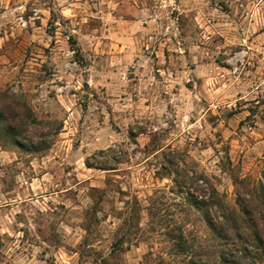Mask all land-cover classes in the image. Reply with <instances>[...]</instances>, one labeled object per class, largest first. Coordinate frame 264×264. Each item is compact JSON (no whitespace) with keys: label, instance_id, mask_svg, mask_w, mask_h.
<instances>
[{"label":"rangeland","instance_id":"rangeland-1","mask_svg":"<svg viewBox=\"0 0 264 264\" xmlns=\"http://www.w3.org/2000/svg\"><path fill=\"white\" fill-rule=\"evenodd\" d=\"M0 114V264H264V0H0Z\"/></svg>","mask_w":264,"mask_h":264},{"label":"trees","instance_id":"trees-1","mask_svg":"<svg viewBox=\"0 0 264 264\" xmlns=\"http://www.w3.org/2000/svg\"><path fill=\"white\" fill-rule=\"evenodd\" d=\"M11 112H12V111H11ZM0 115H1V114H0ZM9 115H10V114H9ZM11 117H14L12 113H11ZM0 118L4 119L6 126H5L4 123H3V124H4V126L7 128V132L9 131V133L12 134V132H14V131H13L14 128L11 127L10 125H8V122L6 121V119H5L2 115L0 116ZM88 167H89V166H88ZM244 212H247V211L244 210Z\"/></svg>","mask_w":264,"mask_h":264},{"label":"crops","instance_id":"crops-1","mask_svg":"<svg viewBox=\"0 0 264 264\" xmlns=\"http://www.w3.org/2000/svg\"><path fill=\"white\" fill-rule=\"evenodd\" d=\"M173 80L176 79V77H171ZM172 81V80H171Z\"/></svg>","mask_w":264,"mask_h":264}]
</instances>
